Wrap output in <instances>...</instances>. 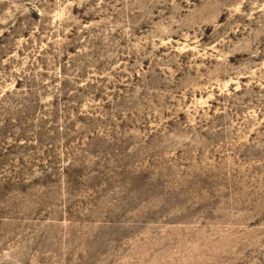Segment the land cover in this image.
<instances>
[{
	"label": "rangeland",
	"instance_id": "1",
	"mask_svg": "<svg viewBox=\"0 0 264 264\" xmlns=\"http://www.w3.org/2000/svg\"><path fill=\"white\" fill-rule=\"evenodd\" d=\"M0 264H264V0H0Z\"/></svg>",
	"mask_w": 264,
	"mask_h": 264
}]
</instances>
